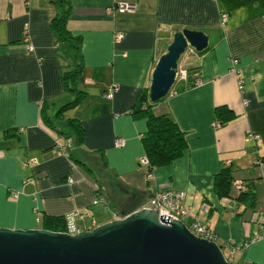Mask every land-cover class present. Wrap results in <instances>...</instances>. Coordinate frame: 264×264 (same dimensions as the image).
I'll return each mask as SVG.
<instances>
[{
	"label": "crops",
	"instance_id": "0c3cea01",
	"mask_svg": "<svg viewBox=\"0 0 264 264\" xmlns=\"http://www.w3.org/2000/svg\"><path fill=\"white\" fill-rule=\"evenodd\" d=\"M122 4L135 9L122 12ZM65 9L68 32L81 38L78 50L52 28ZM183 29L208 37L207 48L181 65L199 72L200 85L181 91L179 83L153 114L176 123L187 149L149 173L147 121L132 112L157 59ZM78 68L86 97L66 118L82 123L85 138L72 160L58 150L65 139L46 126L42 111L53 118L75 99L63 74ZM220 107L234 118L219 127ZM249 134L259 139L249 142ZM221 169L250 184L252 206L239 203L234 215L222 207L214 188ZM118 183L128 191L122 194L137 196L139 209L159 192L183 191L188 228L195 218L207 224L234 264H264V236L253 240L264 214V0H0V228L42 229L47 215L72 221L73 234L92 230L114 220ZM100 195L106 203L94 205ZM228 197H238L232 183ZM227 244L239 249L231 255Z\"/></svg>",
	"mask_w": 264,
	"mask_h": 264
},
{
	"label": "water",
	"instance_id": "95a60500",
	"mask_svg": "<svg viewBox=\"0 0 264 264\" xmlns=\"http://www.w3.org/2000/svg\"><path fill=\"white\" fill-rule=\"evenodd\" d=\"M187 46L200 53L208 37L187 29L173 34L152 70L150 103H159L171 92ZM117 187L128 193L121 183ZM0 264L234 263L226 260L217 243L196 237L183 221L144 208L77 234L0 228Z\"/></svg>",
	"mask_w": 264,
	"mask_h": 264
},
{
	"label": "trees",
	"instance_id": "16d2710c",
	"mask_svg": "<svg viewBox=\"0 0 264 264\" xmlns=\"http://www.w3.org/2000/svg\"><path fill=\"white\" fill-rule=\"evenodd\" d=\"M68 10H64L59 16H57L52 22V28L56 33L59 42L71 43L74 50L79 49L81 43L80 37L72 36L67 28L66 22L68 19ZM187 77L185 81L177 82L172 88L169 95L176 93V86L179 83L183 84L181 91L189 90L196 86L199 80V72L197 70L187 71ZM81 68L76 71H66L63 74V83L67 92L75 96L72 102H69L62 106L52 118L46 114V110L42 111V118L44 123L50 129L56 131L60 138L71 139L74 146L75 143L81 145L84 142L85 130L82 123L75 119L66 118V113L75 109L86 97V93L79 88V77ZM168 95V96H169ZM157 104H152L148 98V89L143 91L138 99L136 106L132 112L134 117H145L147 121V130L144 134L142 141L146 153L147 168L149 173L153 169L164 167L175 160L182 157L183 153L187 149V142L184 133H182L176 123L168 115H154L153 109ZM234 118L233 113L225 107L215 109V122L217 126H224ZM63 125L68 128L69 131H63L59 125ZM69 157L73 160L72 155ZM233 179L229 169H221L219 174L215 177V191L220 197H228L230 185ZM247 191L238 195L236 198L237 205L239 203H245L248 205L253 204V192L250 184H247ZM116 192L111 195L115 201L114 212L118 216H127L139 209L136 205L137 196L132 194L126 196L122 194L115 186ZM42 229L56 233H67L68 223L65 217L47 216L43 217ZM223 254V247L220 246ZM225 256V254H224ZM231 259V257H230ZM227 260L228 262H231Z\"/></svg>",
	"mask_w": 264,
	"mask_h": 264
},
{
	"label": "built area",
	"instance_id": "2783aa9c",
	"mask_svg": "<svg viewBox=\"0 0 264 264\" xmlns=\"http://www.w3.org/2000/svg\"><path fill=\"white\" fill-rule=\"evenodd\" d=\"M135 6L134 5H120L118 7V10L124 12V11H134ZM222 21H225L226 16H221ZM124 36L122 34H116V42H120ZM28 42V51L30 53L35 52L34 46L30 43L29 39H27ZM196 54L195 50L191 48L190 46H187V49L183 55L182 58H186L189 56H194ZM233 65L237 63L236 60H232ZM232 73H235L237 75V71L234 67L230 70ZM187 77V72L184 68L181 67V65L178 66L177 74H176V80L179 81H185ZM200 85V81L196 83V86ZM240 89L242 90V85L240 86ZM117 90V87L114 86L110 92L106 94V98L113 99L114 97V91ZM217 126V125H216ZM259 139L258 135L255 134H249L247 136V141H256ZM125 145V141L123 139H118L116 141L117 147H123ZM58 150L69 156L70 152L74 149V144L71 139H65L63 145L57 146ZM144 163L147 164L146 159L144 160ZM70 183H73L72 179H69ZM232 186L237 195H240L247 191L246 183L241 180H233ZM101 187H99L98 191H101ZM18 195H13L12 198H17ZM222 207H224L226 210H228L233 215L235 214V208L237 206V200L235 198L230 197H224L221 200ZM105 199L102 197V195L98 196V198L95 200L94 205L99 204H105ZM152 209L156 210L158 214L165 217H170V220H181L188 216V208L185 204V193L183 191H163L157 193L154 197H152L146 206L140 208V209ZM78 216V215H77ZM114 220L122 218L121 216H118L115 214ZM258 221L260 223V231L258 233H255L253 236V240L259 239L264 236V214H261L258 216ZM95 228V223L93 224ZM93 228V229H94ZM92 229V230H93ZM74 225L72 221L68 222V232L69 234H73ZM189 230L198 238L209 241V242H215L216 236L213 231H211L207 224L201 223L196 218L193 220L191 226L189 227ZM252 241V240H251ZM248 243L245 244L247 246ZM227 247L231 249V255L233 252L239 249L238 246L234 244H227Z\"/></svg>",
	"mask_w": 264,
	"mask_h": 264
},
{
	"label": "rangeland",
	"instance_id": "374dc122",
	"mask_svg": "<svg viewBox=\"0 0 264 264\" xmlns=\"http://www.w3.org/2000/svg\"><path fill=\"white\" fill-rule=\"evenodd\" d=\"M184 58H181V60L179 61V64H178V66L179 65H182V60H183ZM182 68H183V66H181ZM177 82H181V81H179V80H176V82H175V84L177 83ZM101 171V170H100ZM107 175V174H106ZM108 180V179H107ZM109 180H111V181H114L113 179H109ZM113 189H115V187L113 188ZM225 258L227 259V260H229L230 259V257H228V254L225 252ZM231 260V259H230Z\"/></svg>",
	"mask_w": 264,
	"mask_h": 264
}]
</instances>
